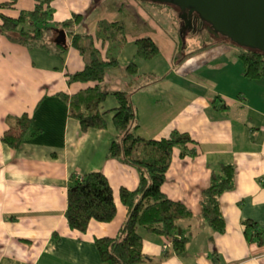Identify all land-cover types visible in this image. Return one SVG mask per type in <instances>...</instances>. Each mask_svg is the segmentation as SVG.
Instances as JSON below:
<instances>
[{"label": "crops", "instance_id": "obj_1", "mask_svg": "<svg viewBox=\"0 0 264 264\" xmlns=\"http://www.w3.org/2000/svg\"><path fill=\"white\" fill-rule=\"evenodd\" d=\"M144 10L140 15L143 21H131L136 29L129 32L138 31L136 35L143 36L150 31L162 47L158 56L139 61L142 72L158 75L139 86L133 96L142 122L141 134L161 138L180 128L199 142L196 156H182L181 149L175 148L164 184L170 197L196 211L191 222L181 223L182 234L190 235L193 230L197 234L187 251L179 255L174 248H165L167 236L146 232V264H264V244L251 242L243 224L244 219L251 218L264 229V79L245 77L239 69V57H228L231 53L220 51L223 45L190 54L178 64L175 39L162 25H158V30L163 29L158 34L157 29H150ZM78 11L84 13V19L75 29L92 34H96L102 17L121 20L127 15L122 5L113 7L104 0H91L87 8L78 7ZM66 13L71 17L69 10ZM47 32L50 45L30 47L0 33V136L9 128L8 117L26 111L43 128L39 136L25 141L19 149L0 139V264H101L95 239L118 234L128 212L120 189L138 187L140 173L120 159L108 158L116 133L112 110L118 100L114 95L102 105L108 112L106 129L83 132L80 121L70 116L69 105L57 93H75L89 85L70 84L66 75L83 69L85 58L73 46L62 53L50 40L54 34ZM132 38L120 55L122 62L136 56ZM225 59H234L238 66L233 76L237 85L241 83L239 88L231 86L233 80L228 74L219 75L220 69L233 74V68L226 70L229 64L225 66ZM109 75L111 88L126 85L123 70H112ZM244 78L253 83H244ZM218 95L228 101V109L215 107L213 99ZM222 162L237 166L236 187L221 198L228 220L224 233L214 232L201 217L202 191ZM93 170L108 176L119 211L113 221L94 220L86 232H81L66 220L68 190L74 173ZM56 230L61 239L54 235Z\"/></svg>", "mask_w": 264, "mask_h": 264}, {"label": "trees", "instance_id": "obj_2", "mask_svg": "<svg viewBox=\"0 0 264 264\" xmlns=\"http://www.w3.org/2000/svg\"><path fill=\"white\" fill-rule=\"evenodd\" d=\"M53 1L37 0L35 8L20 10L17 8L18 0L0 1V32L29 47L48 46L47 31L53 34L56 26L66 27L71 46L81 52L86 62L83 69L66 74L68 82L89 85L75 93L60 91L57 95L69 105L70 116L80 121L83 132L108 128V112L103 111L102 105L109 95H114L118 100V106L112 110L115 112L116 133L109 146L108 158H117L136 167L140 182L134 189L126 186L120 189V198L128 212L118 234L97 236L95 239L101 264H146L149 257L144 251L142 229L167 236L173 242L174 251L179 255L184 254L197 231L193 230L190 235L182 234L181 223L191 222L196 211L184 201L170 197L164 190V184L175 148L181 149L182 156H196L199 154V142L180 128H174L170 135L161 138L141 134L142 122L133 98L139 86L157 78L155 72H142L139 61L158 56L160 44L152 36H141L135 43V58L122 62L120 55L130 42L129 28L124 20L103 18L99 20L96 34L76 32L73 25L84 19V13L75 12L72 22L67 19L58 21L54 19ZM155 4L164 6V3ZM212 33L208 30L200 37L207 42L202 50L217 44L213 39H208ZM96 39L101 41L103 49L97 45ZM53 45L62 53L67 51L60 45ZM238 46L237 54L244 62L243 75L249 79L264 78V51ZM187 47L188 44L182 45L178 50V64L187 59ZM115 69L123 70L127 78L122 88H111L107 83L110 71ZM239 95L243 96L242 92ZM213 104L224 110L229 105L221 95L213 99ZM8 121L9 128L0 139L14 149H19L25 141L43 132L29 111L11 115ZM236 173L235 163L222 162L219 169L212 172L208 186L202 191L201 217L214 232L224 233L228 229L221 198L226 191L236 187ZM71 179L65 216L72 229L86 232L94 220L109 223L115 219L119 206L114 187L104 171L93 170L81 175L74 173ZM243 224L248 239L263 245L264 229L259 221L247 218ZM54 235L61 239L59 230Z\"/></svg>", "mask_w": 264, "mask_h": 264}, {"label": "rangeland", "instance_id": "obj_3", "mask_svg": "<svg viewBox=\"0 0 264 264\" xmlns=\"http://www.w3.org/2000/svg\"><path fill=\"white\" fill-rule=\"evenodd\" d=\"M0 1H5V0H0ZM147 1L148 0H146V1H142V0H104V2L110 3L111 5H113V7H116L117 5H122L123 10L125 13H127V15H125L124 17L122 16L121 19L126 22L127 27L129 28L128 30L136 29L133 26L132 22L143 21V20H141L140 15H141V13H144L142 11L145 9L146 11L144 10L145 14H143V15L146 16L144 19H147L146 21H149V28L152 30H154V29L158 30V25H159V27H160V25H162L163 28L166 30V33H168L169 36L172 35V37L175 39V41H176V49H175L176 54L179 53L178 50L179 49L181 50L182 45L184 46V45L188 44V47L186 49V54L190 55L193 53L196 54L197 52H199L200 50L203 49V44H207V42H203L202 39H200V37L202 36L201 33H195L194 31L189 30L188 32L184 31L185 33L183 34V19H184V18H182L183 11H181V9L178 6H177V8H174V7H169V6L163 4L164 6L162 7V5L155 4V2H153V1H148V2ZM98 2H99V0H98ZM36 3H37V0H31V2H29V3L28 2H25V3L20 2L18 0L17 8H18V10H20V9H33V8H35ZM20 4L26 5L29 8H21L19 6ZM90 4H91V0H54L52 5L53 6L55 5L56 9L58 10V12L56 10L54 11L55 12L54 19H56L58 21H62L65 18H68L69 15L66 12H68V10H69V12L72 15L67 20H70L68 22H72L73 17H74V13L79 12L78 7L83 9V8H87ZM70 9H71V11H70ZM137 9H138V12H137ZM9 12H11V11H9ZM14 12H17V10H15ZM12 13H13V11H12ZM130 16H131V18H130ZM103 18H106V17H102V19ZM98 23H99V21H98ZM76 24H79V22L74 23V25H73L74 28H75ZM52 26L55 27L56 25H52ZM60 26H62V25H58V26H56V28L60 27ZM139 28H141V26ZM145 28H147V30H149L148 27L145 26ZM162 30H158L157 34L162 32ZM75 31L82 33V31H78L77 28L75 29ZM139 31H140V29H139ZM133 32H135V33L134 34L130 33V37L132 38V36H133V38H132V40L134 39L133 43H136L137 38H139L141 36L136 35L137 34L136 32H138V31H133ZM0 33H2V32H0ZM149 33H150V31H149ZM149 33H146L145 35L153 37V35H151L152 32L150 34ZM215 35H216V33L213 32L212 35L210 34L208 36V39H210V40L213 39L214 42H217V44L213 45V46H218L217 48L219 49V47L221 45H223V46H221V47H223V49H221L220 51L231 53V54L227 55L228 57L229 56L239 57L237 54V49H239L238 48L239 46L237 45V43H235L230 37H228L226 35H225V37H223L224 36L223 34L216 35V36ZM96 41H97V45L98 46L101 45V47H102L101 49H103V44L101 43V41L98 39H96ZM182 42H184L185 44H182ZM225 43H227V44H225ZM224 44L228 45V46H224ZM70 46H71V44H70ZM166 46H169V44ZM135 48L137 50V46H135ZM227 56H224V57H227ZM225 60L227 61L225 66L227 67V65L229 64V66L226 68V70L233 68L232 69L233 74L225 72L224 71L225 69H220L219 75L228 74L229 76H231V80H233L231 83V86H234V88H236V87L239 88V85H241V83H239V85H237L235 82L234 76H233L237 73L238 66H237L234 59H232L230 61H229V59L228 60L225 59ZM238 63H239L238 65H239L240 71L243 72L244 62L242 61V59H240ZM165 64H167V63H165ZM108 77H110V75H108ZM120 79H121V77H118V81H120ZM260 79H264V78H260ZM243 81H244V83H248V84L253 83V81H250L249 79H246V78H244ZM184 84H187V83L184 82ZM218 84H221L220 81H218ZM254 87H257V86H254ZM262 87H264V86H262ZM255 94L257 95L258 92ZM260 94H262V93H260ZM256 98L259 101V98L258 97H256ZM80 175H81V173H80ZM146 232H148V231L142 229V233L144 235L143 236L144 241L146 242V245H147L148 235ZM166 247L173 248V242L168 239L167 242H165V248ZM149 250L150 249L148 246L147 251H149Z\"/></svg>", "mask_w": 264, "mask_h": 264}, {"label": "water", "instance_id": "obj_4", "mask_svg": "<svg viewBox=\"0 0 264 264\" xmlns=\"http://www.w3.org/2000/svg\"><path fill=\"white\" fill-rule=\"evenodd\" d=\"M171 3L187 13H197L211 25L217 35L230 37L240 46L264 51V0H151ZM51 42L70 48L68 32L64 26L54 29ZM182 233V229H180Z\"/></svg>", "mask_w": 264, "mask_h": 264}, {"label": "flooded vegetation", "instance_id": "obj_5", "mask_svg": "<svg viewBox=\"0 0 264 264\" xmlns=\"http://www.w3.org/2000/svg\"><path fill=\"white\" fill-rule=\"evenodd\" d=\"M142 1H146V0H142ZM148 1H151V0H148ZM164 5L177 8V6H174V4H171V3H164ZM189 30L194 31L195 33H201V34L206 33L208 30L212 31L211 25L207 21L202 19L197 13H193L192 15L187 13V17L183 19V34L185 32H188Z\"/></svg>", "mask_w": 264, "mask_h": 264}, {"label": "built area", "instance_id": "obj_6", "mask_svg": "<svg viewBox=\"0 0 264 264\" xmlns=\"http://www.w3.org/2000/svg\"><path fill=\"white\" fill-rule=\"evenodd\" d=\"M166 248H169V247H166Z\"/></svg>", "mask_w": 264, "mask_h": 264}]
</instances>
